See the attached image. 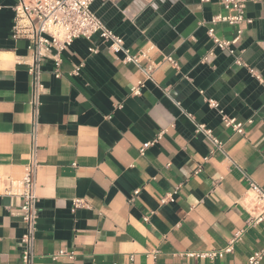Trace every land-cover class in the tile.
Wrapping results in <instances>:
<instances>
[{
  "label": "crops",
  "instance_id": "obj_1",
  "mask_svg": "<svg viewBox=\"0 0 264 264\" xmlns=\"http://www.w3.org/2000/svg\"><path fill=\"white\" fill-rule=\"evenodd\" d=\"M17 1L0 0V264L22 263L19 182L32 147V51L29 40L12 38ZM92 9L131 53L148 58L141 67L124 62L95 35L62 53L60 78L53 59L43 62L34 264H247L264 246V218L247 224L260 211L249 181L264 187V0H249L252 23L234 45L248 66L207 33L213 16L227 13L223 0H95ZM214 28L227 39L238 30ZM209 98L244 122V134L224 125ZM177 186L175 201L162 204ZM75 199L86 204L73 209ZM239 230L222 258L187 255L221 249Z\"/></svg>",
  "mask_w": 264,
  "mask_h": 264
},
{
  "label": "built area",
  "instance_id": "obj_2",
  "mask_svg": "<svg viewBox=\"0 0 264 264\" xmlns=\"http://www.w3.org/2000/svg\"><path fill=\"white\" fill-rule=\"evenodd\" d=\"M95 0H18L13 6L15 13L14 25L12 28V38L27 39L30 41L29 48L32 51V60L29 64V74L32 78V96H31V115H32V147L30 160L26 165L24 175L20 180L22 186L23 204L20 207L19 214L25 224V232L21 237L22 244V263L34 264V245L36 241L37 225L39 219L38 195L36 172L39 163L36 158L37 151V131L38 120L41 106V95L43 92L42 82V64L46 59H53L55 62V76H62L61 64L62 53L68 49L73 41L77 38H85L91 40L93 36L99 35L103 42L108 44L109 49L114 53H124V62H131L137 67H141L143 60L148 56L145 52L138 54L131 53V50L125 46V41L122 36L108 28L105 23L97 16L92 9V4ZM249 0H223V5L227 13H219L210 21L208 27V35L213 40L214 46L221 50L227 51L235 57V62L238 65L248 66L242 56L236 55L234 45L239 41L243 25L252 23V19L246 16V8ZM227 22L232 25H237L238 30L236 35L231 38H220L215 34L214 25L217 23ZM92 52H97V48H92ZM173 65L177 66L176 61L172 57L166 58ZM82 65H76L73 74H78ZM155 68L152 62L144 67L147 75H150ZM250 72L261 79V76L253 67H249ZM141 85L132 88L133 94L141 93ZM210 107L218 109L221 120L228 128H232L234 132L244 134L245 124L238 121L234 117H230L224 110L218 108V103L215 99H208ZM190 115V114H189ZM193 119V117L190 115ZM196 132L203 134L210 140L214 146V150H223V142L214 134L213 130L205 124L196 123ZM150 144V143H149ZM148 144L140 149L141 154H144ZM180 186H177L174 192L169 193L161 198V203H171L175 201L174 195L179 191ZM140 190L135 191L137 195ZM249 200L259 208V214L256 217H251L247 220L248 226L254 225L264 218V187L256 183L254 180L249 181ZM86 203L83 199L74 200V208L84 206ZM245 230H239L228 241L227 245L221 249L211 250L206 252H189L188 256L199 258H222L225 255L234 251L236 243L240 241ZM59 254L69 255L74 257L73 252L60 250ZM264 260V246L253 252L248 259L247 264H261Z\"/></svg>",
  "mask_w": 264,
  "mask_h": 264
}]
</instances>
